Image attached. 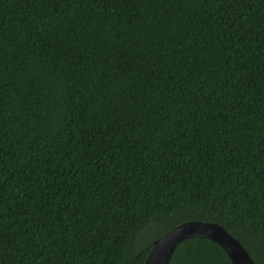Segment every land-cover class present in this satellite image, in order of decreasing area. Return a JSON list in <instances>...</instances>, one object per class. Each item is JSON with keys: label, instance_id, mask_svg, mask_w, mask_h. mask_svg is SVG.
<instances>
[{"label": "trees", "instance_id": "16d2710c", "mask_svg": "<svg viewBox=\"0 0 264 264\" xmlns=\"http://www.w3.org/2000/svg\"><path fill=\"white\" fill-rule=\"evenodd\" d=\"M188 220L264 264V0H0V264H144Z\"/></svg>", "mask_w": 264, "mask_h": 264}, {"label": "water", "instance_id": "95a60500", "mask_svg": "<svg viewBox=\"0 0 264 264\" xmlns=\"http://www.w3.org/2000/svg\"><path fill=\"white\" fill-rule=\"evenodd\" d=\"M202 237L218 244L232 264H255L240 241L214 222L184 221L153 240L144 264H168L179 242L186 238Z\"/></svg>", "mask_w": 264, "mask_h": 264}, {"label": "rangeland", "instance_id": "374dc122", "mask_svg": "<svg viewBox=\"0 0 264 264\" xmlns=\"http://www.w3.org/2000/svg\"><path fill=\"white\" fill-rule=\"evenodd\" d=\"M161 227L158 224L151 223L143 231L142 236H140V245L150 243L157 237L161 232Z\"/></svg>", "mask_w": 264, "mask_h": 264}]
</instances>
